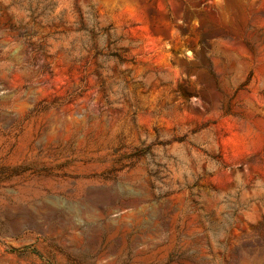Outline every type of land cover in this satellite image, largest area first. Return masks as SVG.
<instances>
[{
    "label": "rangeland",
    "instance_id": "374dc122",
    "mask_svg": "<svg viewBox=\"0 0 264 264\" xmlns=\"http://www.w3.org/2000/svg\"><path fill=\"white\" fill-rule=\"evenodd\" d=\"M0 264H264V0H0Z\"/></svg>",
    "mask_w": 264,
    "mask_h": 264
},
{
    "label": "built area",
    "instance_id": "2783aa9c",
    "mask_svg": "<svg viewBox=\"0 0 264 264\" xmlns=\"http://www.w3.org/2000/svg\"><path fill=\"white\" fill-rule=\"evenodd\" d=\"M13 109H11L10 111H12Z\"/></svg>",
    "mask_w": 264,
    "mask_h": 264
}]
</instances>
